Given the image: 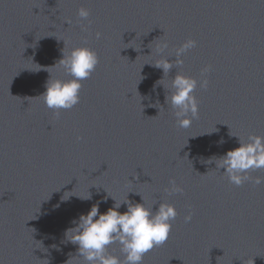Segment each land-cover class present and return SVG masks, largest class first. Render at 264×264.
<instances>
[{
	"label": "water",
	"instance_id": "1",
	"mask_svg": "<svg viewBox=\"0 0 264 264\" xmlns=\"http://www.w3.org/2000/svg\"><path fill=\"white\" fill-rule=\"evenodd\" d=\"M189 38L196 47L176 65ZM79 46L99 63L57 116L39 96L50 74L71 78L50 66ZM164 58L165 75L152 65ZM177 73L198 82L187 129L165 103ZM249 135L264 136V0H0V264H85L64 232L106 191L175 206L168 240L143 264H264V183L237 187L213 159ZM170 180L183 192L167 193ZM108 252L124 259L119 244Z\"/></svg>",
	"mask_w": 264,
	"mask_h": 264
},
{
	"label": "clouds",
	"instance_id": "2",
	"mask_svg": "<svg viewBox=\"0 0 264 264\" xmlns=\"http://www.w3.org/2000/svg\"><path fill=\"white\" fill-rule=\"evenodd\" d=\"M89 15L90 11L86 8L82 7L78 10L81 20H87ZM67 23L69 24L70 21ZM96 37L99 39L101 33L97 32ZM196 44L194 39L189 38L178 47L175 64L182 65L183 60L180 57L186 51L196 47ZM167 47V43H164L161 52ZM63 49L61 50L62 58L50 67H56L58 64L71 78L67 80L52 79L50 72L46 70L50 74V78L44 85L45 91L39 96L45 106L53 110L57 116L60 115L61 110L72 109L80 102L81 81L89 78L99 63L97 53L89 47H74L68 52ZM152 65L162 69L164 75L173 68V62H169L168 58ZM39 70L40 68L32 71L38 72ZM210 70V66L207 65L201 69L202 79L199 82L201 88L208 87L205 74ZM162 80H158L156 84L163 85L166 89L165 85L161 83ZM197 83V79L177 73L171 80L170 87L167 88L165 103L170 104L174 110L177 124L181 128H189L193 119L198 118V101L193 94ZM152 106L157 107V104ZM157 108H159V113L163 109L160 105ZM230 135L232 134L230 133ZM236 137L238 138V147L227 151L222 157L213 158L217 168H223L229 182L237 187L246 181L256 185L264 183V177L249 175V170L264 169V136L249 135L247 142ZM224 142L221 139L218 143L223 144ZM169 183L171 187L165 189L167 193L183 192L175 180H170ZM106 193L103 201H98L91 206L86 214L81 213L78 219H73L71 223L74 226L65 230L64 241L77 246L78 256L83 258L85 264H143V258L149 251L163 245L168 240L172 228L171 222L177 216L175 206L159 202L158 208L154 211L153 206L145 205L144 198L139 193L137 194L141 196L142 203L130 201L128 198L130 192L126 199L119 201L107 191ZM65 194L61 197L62 201H68L72 196L81 200L92 199L90 192L87 196L67 195L66 198ZM108 198H111L114 203L101 213L99 204L106 203ZM122 206H126V211H119ZM191 219L192 213L189 212L184 220L187 223ZM113 244L120 245V251L124 256L123 260L108 252V247Z\"/></svg>",
	"mask_w": 264,
	"mask_h": 264
}]
</instances>
